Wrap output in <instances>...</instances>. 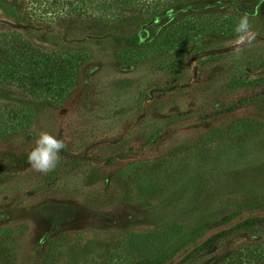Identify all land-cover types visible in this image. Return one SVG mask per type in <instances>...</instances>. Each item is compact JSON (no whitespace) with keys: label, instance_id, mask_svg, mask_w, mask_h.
<instances>
[{"label":"rangeland","instance_id":"374dc122","mask_svg":"<svg viewBox=\"0 0 264 264\" xmlns=\"http://www.w3.org/2000/svg\"><path fill=\"white\" fill-rule=\"evenodd\" d=\"M214 1L223 15L247 13L255 39L192 60L239 43L235 23L231 38L167 46L160 27L108 21L105 9L42 22L23 0H0V31L78 63L60 100L0 92V264H171L264 216V0ZM41 131L64 143L47 172L27 160ZM235 232L183 264H211L251 232L264 240L261 225Z\"/></svg>","mask_w":264,"mask_h":264},{"label":"trees","instance_id":"16d2710c","mask_svg":"<svg viewBox=\"0 0 264 264\" xmlns=\"http://www.w3.org/2000/svg\"><path fill=\"white\" fill-rule=\"evenodd\" d=\"M23 1L26 13L42 22L61 19L63 15L76 20L85 15L89 19L99 20L100 9L108 12V21L127 20L142 24L149 22L150 26L161 28L163 34L161 41L167 46L197 36L223 35L222 37L226 39L231 38L233 36L226 34L228 26L230 28V24H236L239 18L238 15L227 16L217 11L224 5L220 1H216L215 4L214 0ZM184 3H187L186 6ZM126 42L129 48L134 49L140 42V36L127 37ZM75 59L76 55L63 56L45 51L15 32L0 31V92L15 94L20 98L40 103L63 98L76 83L78 63ZM237 108L238 104L218 110L215 114L229 113ZM60 152L63 153V150ZM257 225L264 227V216L254 215L238 220L228 228L207 236L181 259L171 264H183L195 255L212 250L219 240L233 233H243L235 231ZM247 235L246 246L222 254L211 264H264V240L260 239L257 232Z\"/></svg>","mask_w":264,"mask_h":264},{"label":"clouds","instance_id":"9594fccd","mask_svg":"<svg viewBox=\"0 0 264 264\" xmlns=\"http://www.w3.org/2000/svg\"><path fill=\"white\" fill-rule=\"evenodd\" d=\"M236 41L250 43L255 39V33L251 30L248 14L239 16L233 28ZM64 148L62 140L47 131H41L35 138L34 146L27 154L29 165L39 172H47L56 166L58 154Z\"/></svg>","mask_w":264,"mask_h":264},{"label":"water","instance_id":"95a60500","mask_svg":"<svg viewBox=\"0 0 264 264\" xmlns=\"http://www.w3.org/2000/svg\"><path fill=\"white\" fill-rule=\"evenodd\" d=\"M245 45H246V42H244V43H236V44H233L231 46H227V47H223V48H219V49L207 50V51L199 52V53L193 55L192 60H195V59H197L199 57H203V56H209V55L223 54V53L232 52V51L237 50V49H239V48H241V47H243ZM25 168H26L25 166L17 167V168H14V171H21V170H23ZM233 224H231V225H233ZM223 229H226V228H223ZM219 230H221V229H219ZM214 233H212V234H214ZM191 249L187 250L186 252L190 251ZM186 252H185V254H186ZM179 259H181V258H179ZM177 261H175V262H177Z\"/></svg>","mask_w":264,"mask_h":264}]
</instances>
